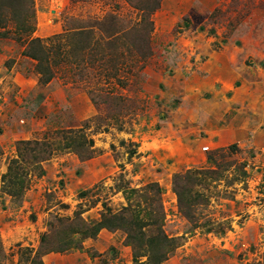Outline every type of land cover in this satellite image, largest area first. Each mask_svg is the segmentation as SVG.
<instances>
[{
  "label": "rangeland",
  "instance_id": "374dc122",
  "mask_svg": "<svg viewBox=\"0 0 264 264\" xmlns=\"http://www.w3.org/2000/svg\"><path fill=\"white\" fill-rule=\"evenodd\" d=\"M23 5L33 32L0 10V105L11 102L0 110V264H30L41 245L44 264H145L123 230L70 235L64 251L42 243L56 218L83 211L92 222L127 206L129 187L178 240L162 264H264V0ZM33 38L40 63L28 56ZM214 100L225 122L207 112ZM29 141L53 155L36 163ZM173 151L181 165L167 171ZM11 167L25 177L22 198ZM187 189L191 207L178 198Z\"/></svg>",
  "mask_w": 264,
  "mask_h": 264
},
{
  "label": "trees",
  "instance_id": "16d2710c",
  "mask_svg": "<svg viewBox=\"0 0 264 264\" xmlns=\"http://www.w3.org/2000/svg\"><path fill=\"white\" fill-rule=\"evenodd\" d=\"M1 9L11 11V16L16 22L19 30H23L26 32L34 31V27L32 25L27 26L25 18L22 17L25 11L23 0H0V10ZM44 51L45 48L41 45V41L39 38H33L30 41V45L28 47V56H31L33 59L39 60L40 63V60L42 58L41 55ZM45 59H43L42 64L38 66V71L42 75L44 83H48L54 77V74L52 71V67L48 63L49 58ZM53 62L57 63V60L54 59ZM46 63L47 65H45ZM23 143L28 146L32 143H34V145L37 144L39 149L32 150L30 154L31 159L36 160V163H40L41 161L46 160L53 155V151L50 149L47 142L45 143V145L41 142L31 141ZM66 147L69 148L68 145ZM72 147L74 146L72 145ZM21 155H23L22 152ZM8 174H10V176L14 175L15 182H12V184L18 183V188L15 194L11 193V195L14 197L23 195V189L26 185L24 181V175H22V177H19L16 172H13L12 167L9 168ZM178 176L182 177V175H177V177ZM174 182L177 183L175 177ZM150 185L157 187V192L160 196V194L162 193L160 185L156 182L150 183ZM122 190L125 193L126 201L128 203L127 206L121 208L119 211H113L111 208L106 209L105 211H102L99 220H93L92 222H88L82 217L83 211L75 212V217L73 219L69 217L56 218V221L50 227V231L43 235L42 243L46 245L47 242H50L51 244L59 246L56 249H50V252L64 251L65 248L67 249L76 245V242H74V240L68 239L70 235L74 236L76 234L78 235V233H82V240L85 241V239L87 238H96L102 229H107L109 231L123 230L126 232L127 245H131L133 248L135 263L139 262L138 258L140 256L146 255L147 262L145 264H162V262L167 259L168 254L175 250V248H177L178 240L170 238L166 234L165 230L163 229V216L155 217L153 216V213L150 212L149 208L145 207L142 209H138V205H133L134 201L137 199L134 197L137 196L136 188L129 187L123 188ZM187 191L188 193L186 195H182L184 194V191H182L181 193L178 192V198L181 202L184 198L187 199V204L189 205V207H191L193 205V202H196L197 200L192 197L188 189ZM59 229L63 230V232L58 233L57 231ZM54 236L56 237V239H54ZM29 252H31V250L26 249L22 251V254H28ZM45 254L46 248L45 246L41 245L36 254H34V256L32 257L30 264H44L43 257Z\"/></svg>",
  "mask_w": 264,
  "mask_h": 264
},
{
  "label": "crops",
  "instance_id": "0c3cea01",
  "mask_svg": "<svg viewBox=\"0 0 264 264\" xmlns=\"http://www.w3.org/2000/svg\"><path fill=\"white\" fill-rule=\"evenodd\" d=\"M215 96H217V95H215ZM7 103L8 104H10L11 102H10V100H9V98L8 97H4L3 98V101L1 102V105H0V110H1V112H3L4 111V109H5V107L4 106H6L7 105ZM211 104V102L209 103V105ZM209 105H207L208 107H209ZM212 106V109H209L210 111H207V112H214V113H216V115L217 116H214V119L216 120L217 119V122H221V120H222V122L225 120V118H222V113H221V109H223V107L221 106V105H219V103L218 102H216L215 100H214V102L211 104ZM206 106V107H207ZM235 104H233V107L235 108ZM4 107V108H3ZM199 109H201V107H199ZM244 122H245V120H243ZM225 122V121H224ZM236 122H239L240 124H241V121H239L238 119L236 120ZM222 124H224V123H222ZM241 126V125H240ZM241 132H239L238 134H237V132L235 133V139H237V140H239V137H240V134ZM214 139L215 138H213V140H209V142L211 143V144H213L214 143ZM185 145V144H184ZM187 146H188V149L191 151V153H196V152H198V149L197 148H195L192 144H191V146H189L188 144H187ZM190 147V148H189ZM209 147L210 146H205L204 148H206L205 149V151L206 150H208L209 149ZM174 154V156H175V158H171V159H175V161L173 162V160H171L169 157L171 156V155H173ZM184 155V154H183ZM178 159H179V157H178V155H177V153H175V151H173V152H171V153H169V156L167 157V161H166V163H167V171H171V170H174V167L175 166H179V165H181V164H179L180 163V161L178 162ZM181 159H183V158H181ZM171 176V174H168V176H167V179H168V177H170ZM160 179V178H159ZM167 181V180H166ZM168 182V181H167ZM93 221V220H92Z\"/></svg>",
  "mask_w": 264,
  "mask_h": 264
}]
</instances>
